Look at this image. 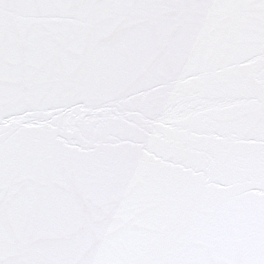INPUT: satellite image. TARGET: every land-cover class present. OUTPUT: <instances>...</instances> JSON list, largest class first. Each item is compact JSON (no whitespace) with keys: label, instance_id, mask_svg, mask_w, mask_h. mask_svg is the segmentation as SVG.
<instances>
[{"label":"snow or ice","instance_id":"6c2138e0","mask_svg":"<svg viewBox=\"0 0 264 264\" xmlns=\"http://www.w3.org/2000/svg\"><path fill=\"white\" fill-rule=\"evenodd\" d=\"M0 264H264V0H0Z\"/></svg>","mask_w":264,"mask_h":264}]
</instances>
